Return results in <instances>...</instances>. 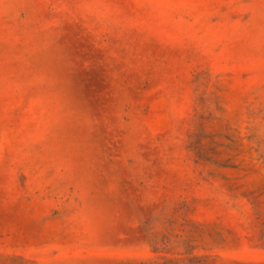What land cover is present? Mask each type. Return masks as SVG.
<instances>
[{"label": "rangeland", "instance_id": "obj_1", "mask_svg": "<svg viewBox=\"0 0 264 264\" xmlns=\"http://www.w3.org/2000/svg\"><path fill=\"white\" fill-rule=\"evenodd\" d=\"M0 264H264V0H0Z\"/></svg>", "mask_w": 264, "mask_h": 264}]
</instances>
